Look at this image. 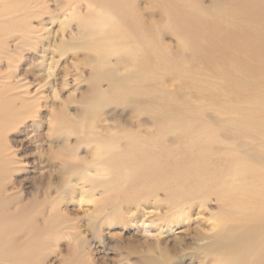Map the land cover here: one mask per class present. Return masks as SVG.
Wrapping results in <instances>:
<instances>
[{"label": "rangeland", "instance_id": "obj_1", "mask_svg": "<svg viewBox=\"0 0 264 264\" xmlns=\"http://www.w3.org/2000/svg\"><path fill=\"white\" fill-rule=\"evenodd\" d=\"M0 94V264H264V0H0Z\"/></svg>", "mask_w": 264, "mask_h": 264}, {"label": "bare ground", "instance_id": "obj_2", "mask_svg": "<svg viewBox=\"0 0 264 264\" xmlns=\"http://www.w3.org/2000/svg\"><path fill=\"white\" fill-rule=\"evenodd\" d=\"M242 2V1H241ZM244 14V13H243ZM139 53L140 54H143V55H145V56H147V55H150V54H147V53H150V50L149 49H147V48H144V49H141V50H136V52L135 53H133L132 54V58L133 59H137V56L139 55ZM1 95V94H0ZM6 98V97H5ZM6 100V99H5ZM6 106V105H5ZM9 110H10V108L9 107H7ZM0 110L2 111V113L4 114V113H6V109H2L1 107H0ZM253 159L255 160V161H262V156L260 155V154H254V156H253ZM252 160V159H251ZM113 161V160H112ZM115 162V161H114ZM117 163V162H116ZM238 163V162H237ZM246 164H248V163H246ZM151 165V163H146V164H139V166H138V168H135L131 173H129L127 176V178H124L122 181H120V183L122 184V185H126V184H128L129 182H132V181H136V180H139V179H141L142 177H144V176H146L147 174H149L150 173V166ZM248 166H249V164H248ZM250 167V166H249ZM237 170H238V173H241V174H243V173H246L248 170H246V167H243L242 165H239L238 166V168H237ZM255 170V169H254ZM117 172H118V169H117ZM237 172V171H236ZM237 174V173H236ZM127 179V180H126ZM237 179V178H236ZM254 179V178H253ZM257 179V178H256ZM249 182V181H248ZM258 187V186H257ZM263 188H264V186H263ZM251 190V189H250ZM180 192H182V191H180ZM174 193V192H173ZM225 195H228V192H224L223 193V197L224 198H226L227 196H225ZM176 196V195H175ZM234 200V199H233ZM264 203V202H263ZM263 203H262V205H263ZM261 215V214H260ZM259 215V216H260ZM2 218V217H1ZM1 232V231H0ZM247 237V236H246ZM245 237V240H246V242H247V238ZM9 240V239H8ZM244 241V240H243ZM10 245V244H9ZM6 249H7V247H6ZM234 250V249H233ZM232 250V251H233ZM5 251V250H4ZM234 252V251H233ZM1 253V252H0ZM7 253V252H6ZM250 253V252H249ZM21 262H22V260H21Z\"/></svg>", "mask_w": 264, "mask_h": 264}]
</instances>
